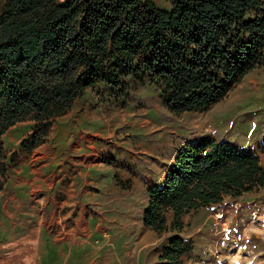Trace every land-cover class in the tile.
I'll use <instances>...</instances> for the list:
<instances>
[{
    "label": "trees",
    "instance_id": "16d2710c",
    "mask_svg": "<svg viewBox=\"0 0 264 264\" xmlns=\"http://www.w3.org/2000/svg\"><path fill=\"white\" fill-rule=\"evenodd\" d=\"M263 49L264 0H0V170L10 128L29 120L42 130L90 89L124 106L151 87L171 113L201 111L261 65ZM258 188L254 154L226 141L188 145L148 187L143 221L158 234L180 231L190 211ZM189 248L175 238L160 264H179Z\"/></svg>",
    "mask_w": 264,
    "mask_h": 264
},
{
    "label": "rangeland",
    "instance_id": "374dc122",
    "mask_svg": "<svg viewBox=\"0 0 264 264\" xmlns=\"http://www.w3.org/2000/svg\"><path fill=\"white\" fill-rule=\"evenodd\" d=\"M157 5L166 7L161 1H157ZM263 66L264 58L261 65L240 78L236 77L220 102L201 111L171 113L151 87H140L124 106L112 102L99 103L97 91L91 89L74 103L67 113L72 116L70 122L78 118L77 114H80L82 108L90 109L91 114L100 120L95 128L101 134L98 136L101 139L98 148L101 149L100 157H104V162L94 174L96 178L87 179L96 180L102 188L103 194L98 200L101 207L99 210L102 211L104 226L111 231L110 237L113 238L120 232L122 237L120 248L130 240L131 232L123 235V226L116 223L121 215L114 213L116 191L111 189L117 188L120 193L127 191V198L119 194L121 204L126 203L130 200L129 196H132L133 201L138 200L145 205V209L149 202L148 187L160 185L183 147L222 141L233 143L238 149L239 146L246 147L247 142L251 140L246 136L249 123L241 124L240 119L243 117L244 121H249L254 115V112H248L254 102L248 97L239 102L241 101L239 97L249 92L250 89L247 88L246 91L245 85L263 72L261 69ZM57 119L46 124L42 130H36L29 120L9 129L3 140L10 148L12 144L14 145L15 139L29 133L23 140L25 145L21 147V142L15 151L16 154L10 157H30L34 152L36 156L39 154L38 146L43 145L46 146L40 153L42 152L44 157L78 155L80 150L78 151V147L72 144L78 140L76 135L68 134L62 137L61 132L56 133L55 129L52 130ZM34 131L39 133V145L29 149L31 145L29 138ZM254 140L256 142V137L253 142ZM259 161L260 166L264 167V157ZM90 175L93 176V173ZM22 176L17 183L12 179L10 183L0 181V184L22 185L25 179L31 180L33 174ZM255 190L237 198L226 196L217 205L190 211L182 216L180 231L170 229L162 234L155 232L162 235L159 249L163 251L179 237L190 247L180 258L179 264H255V262L264 264V191L259 193V190ZM144 209L140 211L137 208L134 211L137 218L132 222L135 223L133 228L136 233L138 227L152 231L144 224L142 217ZM92 210L94 209L91 208L90 211ZM61 216L67 215L63 212ZM171 221L172 213H169L167 214L169 226ZM133 236L131 235V238ZM101 244L100 241L89 240L87 247L84 248V253H88L85 256L87 260L82 262L84 259L79 257L76 259L77 263L88 264L94 260L96 256L90 252L98 250ZM62 262L63 259L62 261L58 259L55 264H63Z\"/></svg>",
    "mask_w": 264,
    "mask_h": 264
},
{
    "label": "crops",
    "instance_id": "0c3cea01",
    "mask_svg": "<svg viewBox=\"0 0 264 264\" xmlns=\"http://www.w3.org/2000/svg\"><path fill=\"white\" fill-rule=\"evenodd\" d=\"M261 69L263 72L245 85L249 92L239 97V102L246 97L254 102L248 111L254 112L253 117L249 121L240 119L241 124L249 123L246 136L251 140L239 149L254 154L259 160L264 157V66ZM91 112L82 108L73 122H70L72 116L66 114L52 127L56 133L61 132L62 137L68 134L78 137L72 143L80 150L78 155L44 157L40 153L46 146L43 145L38 146L36 156L34 152L30 157H10L16 154L18 145L20 147L29 133L15 139L11 148L7 147L3 136L4 162L8 169L0 170V181L10 183L14 179L17 183L22 174L33 176L31 180L25 179L22 185L0 184V264H55L58 259H63V264H79L76 261L79 257L84 259L82 262L87 260L88 253H84V248L89 240L102 244L98 250L90 252L96 257L88 264H160L162 235L143 227H138V233L135 232L132 221L137 216L134 211L137 208L143 210L145 205L133 201L132 196L121 204L119 194L127 198V191L120 193L117 188L111 189L116 191L114 213L121 215L116 223L123 226V235L131 232L134 236L131 238L130 235V240L120 248V232L111 238L110 229L104 226L98 202L102 188L96 180L87 179L96 178L94 174L104 162L98 148L101 134L95 128L100 120ZM255 137L257 140L253 142ZM258 190L255 191L261 193L264 188ZM91 208L94 210L90 211ZM63 212L67 216H61Z\"/></svg>",
    "mask_w": 264,
    "mask_h": 264
},
{
    "label": "bare ground",
    "instance_id": "6f19581e",
    "mask_svg": "<svg viewBox=\"0 0 264 264\" xmlns=\"http://www.w3.org/2000/svg\"><path fill=\"white\" fill-rule=\"evenodd\" d=\"M259 255H260V254H259ZM250 257H251V256H250ZM259 257H260V256H259ZM254 258H255V257H254ZM254 258H253V259H254ZM256 259H258V258H256ZM263 260H264V259H263ZM261 261H262V260H261ZM235 263H236V262H235ZM236 264H237V263H236ZM249 264H250V263H249ZM251 264H252V263H251ZM255 264H256V262H255Z\"/></svg>",
    "mask_w": 264,
    "mask_h": 264
}]
</instances>
